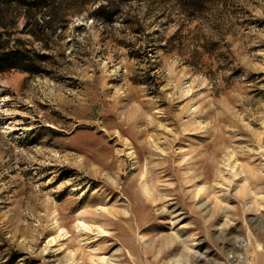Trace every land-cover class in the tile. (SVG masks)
<instances>
[{"label": "rangeland", "instance_id": "1", "mask_svg": "<svg viewBox=\"0 0 264 264\" xmlns=\"http://www.w3.org/2000/svg\"><path fill=\"white\" fill-rule=\"evenodd\" d=\"M76 1L11 30L0 264H264V0Z\"/></svg>", "mask_w": 264, "mask_h": 264}, {"label": "trees", "instance_id": "2", "mask_svg": "<svg viewBox=\"0 0 264 264\" xmlns=\"http://www.w3.org/2000/svg\"><path fill=\"white\" fill-rule=\"evenodd\" d=\"M75 0H0V74L11 71L21 70L29 73H36L37 57L40 56L36 50L27 47H21L20 39L13 40L10 38L11 30L17 23V18L24 14L35 13L41 9H49L56 4L61 5L66 2ZM192 5L205 0H184ZM82 4L98 2L96 13L103 20L113 22V17L118 11L115 9L114 0H77ZM183 3L182 0H179ZM184 4V3H183Z\"/></svg>", "mask_w": 264, "mask_h": 264}, {"label": "built area", "instance_id": "3", "mask_svg": "<svg viewBox=\"0 0 264 264\" xmlns=\"http://www.w3.org/2000/svg\"><path fill=\"white\" fill-rule=\"evenodd\" d=\"M239 254L241 253H236L235 255H231V259L236 260L239 257Z\"/></svg>", "mask_w": 264, "mask_h": 264}, {"label": "bare ground", "instance_id": "4", "mask_svg": "<svg viewBox=\"0 0 264 264\" xmlns=\"http://www.w3.org/2000/svg\"><path fill=\"white\" fill-rule=\"evenodd\" d=\"M249 241H250V240H249ZM249 241H248V242H249ZM250 242H251V241H250ZM248 244H250V243H248ZM257 248H260V245H259V244H258L256 247L253 248V253L256 252V249H257ZM246 262H247V261H246ZM248 263H249V262H248Z\"/></svg>", "mask_w": 264, "mask_h": 264}]
</instances>
